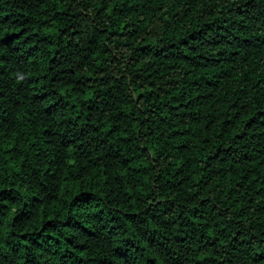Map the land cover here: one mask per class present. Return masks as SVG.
<instances>
[{"label": "trees", "instance_id": "trees-1", "mask_svg": "<svg viewBox=\"0 0 264 264\" xmlns=\"http://www.w3.org/2000/svg\"><path fill=\"white\" fill-rule=\"evenodd\" d=\"M0 264H264V0H0Z\"/></svg>", "mask_w": 264, "mask_h": 264}]
</instances>
